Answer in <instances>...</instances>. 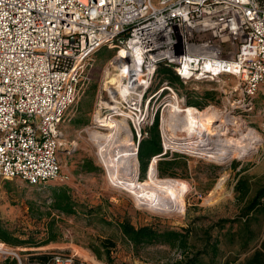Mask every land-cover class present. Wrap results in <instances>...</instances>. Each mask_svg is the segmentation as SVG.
<instances>
[{
  "label": "built area",
  "instance_id": "1",
  "mask_svg": "<svg viewBox=\"0 0 264 264\" xmlns=\"http://www.w3.org/2000/svg\"><path fill=\"white\" fill-rule=\"evenodd\" d=\"M104 48L115 51L113 72L123 73V86L108 92L116 104L109 115L99 105L101 120L126 123L137 156L158 120L161 153L150 164L180 155L212 160L214 148L201 137L172 134V104L190 106L177 83L164 75L151 89L162 68L182 86L234 79L223 110L207 108L228 118L227 126L249 116L264 84V0H0V180L41 187L61 176L63 123ZM0 253L14 255L11 264H38ZM46 264L89 263L55 254Z\"/></svg>",
  "mask_w": 264,
  "mask_h": 264
},
{
  "label": "rangeland",
  "instance_id": "2",
  "mask_svg": "<svg viewBox=\"0 0 264 264\" xmlns=\"http://www.w3.org/2000/svg\"><path fill=\"white\" fill-rule=\"evenodd\" d=\"M114 54L115 51L104 48L94 56L81 84L79 98L67 113L60 152L61 176L41 187H31L21 180H0V234L7 232L17 245L1 239L0 244H5L7 251L18 254L23 261L38 264H46L55 254L75 255L89 264H109L106 251H101V259L92 251L101 241L115 244L108 251L115 264H175L194 255L202 264L243 261L264 239V211L251 217L249 229H242L245 200L237 190L240 180L250 188L248 199L264 190V84L254 100V111L242 116L236 125L227 126L230 138H239L238 134L233 135L234 129L243 130L248 126L255 130L260 138L255 144L256 151L248 157L226 162L183 155L164 160L162 166L168 174L161 177L173 179L185 189V210L163 213L147 209L136 202L133 193L113 184L91 136L92 132L109 134L95 127L94 115L100 114L99 105L103 106V115L111 113L107 107L112 100L105 84L113 78L110 62ZM163 80L166 77L161 72L151 91L158 89ZM176 83L188 104L201 107L199 111L212 104L223 110L226 103L223 91L238 87L234 79H225L224 84L199 86H182L177 80ZM172 134L187 137L182 130H174ZM149 138L150 135L145 140ZM120 169L123 170L122 166ZM146 177L139 162L136 182L140 184ZM61 188L69 190L77 214L58 215L51 208L54 192ZM261 202L264 204V194ZM235 220L239 223H234ZM124 221L136 228L151 226L161 232H180L186 234L188 240L179 247L152 244L134 248L120 230L119 225ZM48 227L58 236V241L38 246L47 238ZM242 236L244 240L254 236L247 248L240 244ZM213 246L219 250L217 256L212 255ZM204 251L208 253H202ZM1 254L0 264L16 260L14 255L6 260ZM40 255L48 259L42 262L38 259Z\"/></svg>",
  "mask_w": 264,
  "mask_h": 264
},
{
  "label": "bare ground",
  "instance_id": "3",
  "mask_svg": "<svg viewBox=\"0 0 264 264\" xmlns=\"http://www.w3.org/2000/svg\"><path fill=\"white\" fill-rule=\"evenodd\" d=\"M111 67L116 69L114 62H110ZM105 84L106 91L114 94V90L119 91L123 86V73L115 72ZM125 95V92L122 91ZM111 106L107 107L110 110L115 109L114 101H111ZM189 109L185 112L184 107L172 104L170 109V122L174 123L171 130H182L188 137H201L202 142L206 146H213L212 156L209 157L215 161H230L233 159L244 158L245 156L256 151V143L260 142V138L256 133L252 137L239 131L240 138H230V133L226 121L228 118L222 119L221 115L206 108L204 111H198L194 106H187ZM201 110V109H199ZM212 111V113L210 112ZM101 115H97L95 120L101 122L99 126L105 127L109 134H101L92 132L91 136L97 143L99 156L105 164L110 179L115 186L124 188L133 193L136 202L146 206L147 209L159 211L163 213H182L185 210V189L170 178H161L158 175L156 161L150 164L146 171L147 179L136 182L138 175V156L133 145L131 133L123 121L122 124L115 119L101 120ZM232 122V121H231ZM224 123V124H223ZM246 127L247 133H252ZM235 130L233 135L236 134ZM230 135V134H229ZM206 150V149H205ZM202 155L208 157V152L202 149ZM252 155V154H251ZM122 166V169L120 167ZM138 180V179H137ZM7 250L5 245L0 244V251ZM3 255V254H1Z\"/></svg>",
  "mask_w": 264,
  "mask_h": 264
},
{
  "label": "trees",
  "instance_id": "4",
  "mask_svg": "<svg viewBox=\"0 0 264 264\" xmlns=\"http://www.w3.org/2000/svg\"><path fill=\"white\" fill-rule=\"evenodd\" d=\"M161 72L163 73V75H165L168 78L169 81L176 82V79L172 76L169 70L162 68L160 69L159 73ZM189 105L194 106L192 104ZM194 107L201 108L200 106H194ZM149 135H150L149 140L144 139L140 143L139 152H138V158H139L141 170L143 172H146L147 169L149 168L152 158L161 153L158 120L155 122L154 126L150 128ZM163 161L164 160L158 162L157 165L158 175L160 177L168 174L163 169L162 166ZM237 190L242 193L243 199L245 200V207L242 210L243 211L242 218L245 220V223L242 224V229H246V228L249 229L251 217L255 215H259L264 211V204L261 202V199L264 194V190H259V192L255 195V197H253L252 199H248L247 196L250 191V188L246 182H243L241 180L237 184ZM75 207H76L75 202L72 196L70 195L68 189L61 188L55 190L54 202L51 208L57 211L59 213L58 215L61 214L68 216L75 215L77 214V210ZM48 216H51V214L49 213ZM52 221L55 222V219H52ZM234 223H239V221L235 220ZM119 227L123 237L129 243H131L134 248H138L145 245H152V244L168 245L170 247H179V246H184L188 240L186 234H182L180 232H176V231L161 232L160 230H157L151 226H143L136 228L128 221L122 222L119 225ZM188 232L189 231L187 230L186 233ZM253 237L254 236L248 238L247 240H244V237L242 236L240 238L241 246L247 248L249 243H251L254 240ZM0 239L5 243L17 245L12 242L7 232H3L2 234H0ZM57 241H58V236L54 235L52 229L48 227L47 238L43 242H41L38 246H46L50 243ZM24 244H29V242H24ZM34 247L36 246L34 245ZM113 247H115V244L113 242L101 241L100 246L93 247L92 251L99 259L102 258L101 251L102 250L104 252L106 251L108 254L109 264H115L113 261H111L108 252ZM218 251H219L218 248L216 246H213L212 255L217 256ZM202 253L207 254L208 252L204 251ZM38 259L42 262H45L48 259V257L46 255H40ZM175 264H202V262L199 261L197 255H194L191 258H185L184 261L176 262ZM226 264H264V239L261 241L259 246H256L251 250V253L243 261L234 262V263L227 262Z\"/></svg>",
  "mask_w": 264,
  "mask_h": 264
}]
</instances>
